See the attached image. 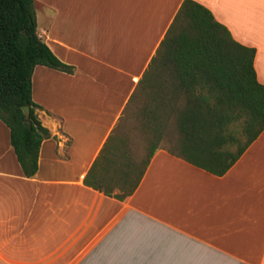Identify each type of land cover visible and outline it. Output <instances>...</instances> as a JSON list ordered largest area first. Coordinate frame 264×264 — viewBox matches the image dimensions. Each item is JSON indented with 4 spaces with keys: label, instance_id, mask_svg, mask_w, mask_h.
<instances>
[{
    "label": "crops",
    "instance_id": "1",
    "mask_svg": "<svg viewBox=\"0 0 264 264\" xmlns=\"http://www.w3.org/2000/svg\"><path fill=\"white\" fill-rule=\"evenodd\" d=\"M194 1L255 48L264 85V0ZM182 2L35 0L39 35L74 70H33L32 99L50 137L32 177L0 119V264H264V130L223 175L188 162L177 142H152L123 199L84 182L141 85L156 88L145 118L158 143L175 130L177 80L149 69Z\"/></svg>",
    "mask_w": 264,
    "mask_h": 264
},
{
    "label": "trees",
    "instance_id": "2",
    "mask_svg": "<svg viewBox=\"0 0 264 264\" xmlns=\"http://www.w3.org/2000/svg\"><path fill=\"white\" fill-rule=\"evenodd\" d=\"M255 53L254 47L234 40L208 8L183 0L150 64L149 70L156 67L159 75L170 73L177 80L171 86L177 97L175 148L188 162L215 175L228 171L264 130V85L256 76ZM39 64L74 70L39 35L35 0H0V119L9 128L10 144L26 177L37 172L40 145L50 137L36 113L41 106L32 99V73ZM23 106L29 107L28 117ZM167 122L161 117L158 125ZM113 138L104 144L84 182L107 195L116 188L120 192L115 196L123 199L137 187L156 148L151 142L138 167Z\"/></svg>",
    "mask_w": 264,
    "mask_h": 264
},
{
    "label": "rangeland",
    "instance_id": "3",
    "mask_svg": "<svg viewBox=\"0 0 264 264\" xmlns=\"http://www.w3.org/2000/svg\"><path fill=\"white\" fill-rule=\"evenodd\" d=\"M36 11L39 13L38 10ZM152 88V86L141 85L140 90L137 91V94H139L137 100L132 103V105L120 118L112 134L114 137V143H116L119 147L121 146L120 148L126 149L138 167L143 166V161L150 150L151 142H155L156 145L168 148L173 145L175 146L178 138L177 129L175 128V130L171 129L170 133H164L158 143L154 134L149 129L148 118H145V114L147 112L146 108L152 105L149 104V94L156 89ZM184 98L185 97L183 95L181 103ZM233 129L236 131L239 130L240 122L234 123Z\"/></svg>",
    "mask_w": 264,
    "mask_h": 264
},
{
    "label": "water",
    "instance_id": "4",
    "mask_svg": "<svg viewBox=\"0 0 264 264\" xmlns=\"http://www.w3.org/2000/svg\"><path fill=\"white\" fill-rule=\"evenodd\" d=\"M22 109H23V112H24L25 116L28 117L29 113H30L29 107L28 106H23Z\"/></svg>",
    "mask_w": 264,
    "mask_h": 264
}]
</instances>
